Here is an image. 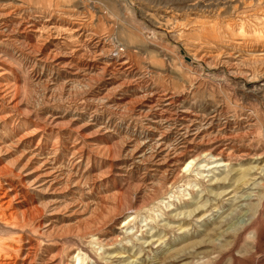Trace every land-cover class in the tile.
<instances>
[{
  "label": "rangeland",
  "instance_id": "1",
  "mask_svg": "<svg viewBox=\"0 0 264 264\" xmlns=\"http://www.w3.org/2000/svg\"><path fill=\"white\" fill-rule=\"evenodd\" d=\"M263 50L264 0H0V195L43 211L0 222V252L20 234L27 264H264Z\"/></svg>",
  "mask_w": 264,
  "mask_h": 264
},
{
  "label": "bare ground",
  "instance_id": "2",
  "mask_svg": "<svg viewBox=\"0 0 264 264\" xmlns=\"http://www.w3.org/2000/svg\"><path fill=\"white\" fill-rule=\"evenodd\" d=\"M247 3V2H246ZM13 10V9H12ZM12 10H10V11H8V13L10 12L11 13V11ZM7 13V12H6ZM6 13H4L5 15H6ZM2 14V13H1ZM4 15V16H5ZM10 15V14H9ZM3 16V17H4ZM8 16V15H7ZM2 17V16H1ZM6 17V16H5ZM73 24V23H72ZM84 24V23H83ZM83 26V25H82ZM81 27V26H80ZM247 28V27H246ZM249 28V27H248ZM178 29V28H177ZM189 30H190V28H189ZM213 31V30H212ZM250 31V30H249ZM242 36V35H241ZM244 37H246V36H244ZM39 47V46H38ZM43 47V46H42ZM120 53V52H119ZM263 55V56H262ZM49 58V57H48ZM251 60L254 62V63H258L260 60H264V50H263V52H260L259 54H258V56H254L253 58H251ZM45 61V60H44ZM117 62V61H116ZM123 64V63H122ZM89 66V65H88ZM115 66V65H114ZM113 66V67H114ZM92 67V66H91ZM125 67H127V66H125ZM124 67V68H125ZM130 68V67H129ZM105 69H106V67H105ZM104 69V70H105ZM116 69V68H115ZM107 70V69H106ZM124 70V69H123ZM4 72V71H3ZM2 72V73H3ZM254 73V72H253ZM5 74H6V72H5ZM128 74V73H127ZM2 75V74H1ZM7 77V76H6ZM2 78H4V77H2ZM7 79V78H6ZM88 80V79H87ZM7 81H9L8 79H7ZM136 82V81H135ZM1 83V82H0ZM3 83V82H2ZM5 83V82H4ZM3 83V84H4ZM14 83V82H13ZM119 84V83H118ZM13 85V84H12ZM141 85V84H140ZM3 86V85H2ZM7 87V86H6ZM16 87V86H15ZM197 87V86H196ZM194 88V87H193ZM14 89V88H13ZM17 90V89H16ZM16 93V92H15ZM144 93V92H143ZM156 93V92H155ZM10 94L12 95V89H11V87H7L6 89H4L3 88V90H0V102L1 103H4V102H6V101H8V102H6L7 104H9L10 105V107L11 106H13V104L15 103H13V98H11L12 96H10ZM151 94V93H150ZM157 95H159V94H157ZM160 95H161V93H160ZM139 96V95H138ZM141 96V95H140ZM151 96V95H150ZM136 96L134 95V98H135ZM17 98V97H16ZM15 98V99H16ZM133 98V97H132ZM133 98V99H134ZM138 98H140V97H138ZM147 100H149L150 101V99H152L151 97H145ZM156 98H158V97H156ZM166 98V99H165ZM164 98V100L166 101L165 103H166V106L169 108L170 106H172V105H174L175 103H176V99H175V96H174V94H173V96H172V94L170 95V96H167V97H165ZM14 99V100H15ZM142 99H144V98H142ZM159 99V98H158ZM135 100V99H134ZM21 101V100H20ZM136 101V100H135ZM141 101V100H140ZM159 101V100H158ZM163 101V100H162ZM179 101V100H178ZM147 102V101H146ZM6 103H4V104H6ZM16 103H17V101H16ZM129 103H130V101H129ZM155 103V102H154ZM163 103V102H162ZM165 103H163V107H164V104ZM21 104V103H20ZM159 104V103H158ZM181 104V103H180ZM2 105V104H1ZM0 105V106H1ZM8 105V106H9ZM15 105V104H14ZM17 105V104H16ZM128 105V104H127ZM139 105V104H138ZM148 105H149V103H148ZM177 105H179V104H177ZM3 106V105H2ZM7 106V105H6ZM126 106V105H125ZM129 106V105H128ZM144 106V105H143ZM151 106H153V105H151ZM18 107V106H17ZM179 107H180V105H179ZM125 108V107H124ZM135 108H136V106H135ZM149 108H150V106H149ZM162 108V107H161ZM178 108V107H177ZM177 108H174L175 109V111H177L178 109ZM10 109V108H9ZM13 109H15V108H13ZM163 109H167V108H163ZM188 109V108H187ZM12 110V109H11ZM150 109H148V111H149ZM160 110V109H159ZM164 110V111H165ZM169 110H170V108H169ZM181 110V109H180ZM154 111H156V110H154ZM164 111L163 110H161L160 111V117H164ZM173 112V113H176V112ZM138 112H141L140 110L138 111ZM150 112H152V111H150ZM166 112V111H165ZM172 112H170L169 114V116H171V114H172ZM9 113V112H8ZM8 113H7V115H8ZM141 113H143V112H141ZM194 113H197V112H194ZM144 114H145V110H144ZM157 114V113H156ZM147 115V114H146ZM153 115V114H152ZM168 115V114H167ZM4 116V115H3ZM196 116H198V115H196ZM204 116V115H203ZM7 117V116H6ZM5 117V118H6ZM172 117V116H171ZM214 117V116H213ZM176 118L178 119V121H180V125L181 126H183L184 125V123H186V122H189V126L187 125V126H185L184 125V127L183 128H181L180 126V128H179V131H178V133L179 132H181V134L182 135H185V134H188V131L190 130L189 128H191L192 126H195V124H194V121L195 120H193V119H191V118H193V116H192V114H191V112H189L188 110H184V109H182V111H179V112H177L176 113ZM201 118H202V116H201ZM205 118V117H204ZM160 119V118H159ZM168 119H170V118H168ZM174 120H175V116H174V118H173ZM208 119V118H207ZM214 119V118H213ZM213 119H212V121H213ZM154 120H158L157 118L156 119H154ZM163 120V119H162ZM202 120V119H201ZM165 121H167V116H166V120ZM164 121V122H165ZM170 121H172V120H170ZM197 121V120H196ZM198 121H199V119H198ZM211 121V122H212ZM162 122V121H161ZM207 122V121H206ZM210 122V123H211ZM153 123V122H152ZM163 123V122H162ZM161 123V124H162ZM176 123V122H175ZM161 124H159V125H161ZM202 124V123H201ZM204 124H205V122H204ZM212 124H213V122H212ZM149 126V125H148ZM152 126V125H151ZM150 126V127H151ZM172 126V125H171ZM197 127H199L198 125H196ZM153 127V126H152ZM163 127H165V126H163ZM187 127V129H185ZM196 127V128H197ZM209 127V126H208ZM211 127V126H210ZM169 128V127H168ZM172 128V127H171ZM175 128V127H174ZM178 128V127H177ZM159 129V128H158ZM167 129V128H166ZM186 130V131H183V130ZM193 129V128H192ZM200 129V127L199 128H197L196 129V133L193 131V133H195L194 134V136H196L198 133L199 134H201L203 131H202V129H201V131L199 130ZM151 130H153V129H151ZM38 131V130H37ZM158 131V130H157ZM182 131H183V133H182ZM32 132H34V131H32ZM163 132H165V131H163ZM163 132H162V135H163ZM169 132V131H168ZM171 132H172V130H171ZM192 132V131H191ZM28 133V132H27ZM30 133V132H29ZM28 133V134H29ZM35 133V132H34ZM190 133V132H189ZM158 134H159V132H158ZM160 134H161V132H160ZM159 134V135H160ZM165 134H167V133H165ZM181 134H179L180 136H181ZM162 135H161V138H159V139H157L158 140V142H156L155 143V140H153L154 141V143L155 144H152V145H154L153 146V148H152V150H151V152H149L150 154V157H152V158H156V157H158V155H159V152L161 151V147H162V145H163V140H164V138L165 137H162ZM176 135H178L177 133H176ZM27 136V135H26ZM199 136V135H198ZM159 137V136H158ZM179 137V136H178ZM178 137H176L175 139L177 140V138ZM203 137V136H202ZM153 138V137H152ZM204 138V137H203ZM215 138H217V137H215ZM156 139V138H155ZM184 139V138H183ZM195 139V138H194ZM206 139V138H205ZM219 139V138H218ZM187 140V139H186ZM186 140H185V142H186ZM192 140V139H191ZM201 140H202V138H201ZM198 141H200V140H198ZM203 141V140H202ZM177 142H179V141H176V143ZM181 142V141H180ZM165 143V142H164ZM182 143H183V141H182ZM187 143H189V142H187ZM206 143V142H205ZM146 144V143H145ZM172 144V143H171ZM140 145L141 146H137L136 148H135V151H136V153H139L140 151H141V147H142V143H140ZM150 145V144H149ZM170 145V144H169ZM179 145V144H178ZM183 145V144H182ZM182 145H180V146H182ZM184 145H186V144H184ZM200 145H202V144H200ZM165 146V145H164ZM167 146V145H166ZM97 147V146H96ZM95 147V148H96ZM121 147V146H120ZM148 147L149 146H147V150H148ZM168 147V146H167ZM179 147V146H178ZM217 147H218V145H217ZM220 147V146H219ZM101 148V147H100ZM115 147H113V149H114ZM173 148V147H172ZM177 148V147H176ZM181 148V147H180ZM183 148V147H182ZM181 148V149H182ZM79 149H82V148H79ZM106 149H107V147H106ZM149 149H150V147H149ZM174 149V148H173ZM181 149H179V150H181ZM190 149V148H189ZM192 149V148H191ZM197 149V148H196ZM195 149V150H196ZM212 149V148H211ZM225 149V148H224ZM91 150V149H90ZM92 150H94V149H92ZM118 150V149H117ZM146 150V152H148ZM164 150H165V148H164ZM186 150H188V149H186ZM186 150H184V152H186ZM193 150H194V148H193ZM194 150V151H195ZM213 150V149H212ZM216 150V149H215ZM81 151H83V149L81 150ZM87 151H89V150H87ZM100 151V150H99ZM174 152H170L169 150H168V152H167V154L166 153H164V154H166L167 155V160L168 161H179L182 157H183V154H182V152H180V151H178L177 149L176 150H173ZM190 151V150H189ZM189 151H187L188 153H189ZM192 151V150H191ZM199 151V150H198ZM220 151V150H219ZM92 152V151H91ZM94 152H96V151H94ZM105 152H106V150H105ZM170 152V153H169ZM186 152V153H187ZM196 152V151H195ZM207 152V151H206ZM212 152V151H211ZM223 152V151H222ZM80 153V152H79ZM104 153V152H103ZM194 153V152H193ZM199 153V152H198ZM215 153V152H214ZM95 154V153H94ZM108 154V153H107ZM111 154V153H110ZM115 154V153H114ZM216 154V153H215ZM217 154H218V152H217ZM226 154V153H225ZM101 155H102V153H101ZM186 155V154H185ZM202 155V154H201ZM208 155V154H207ZM103 156V155H102ZM101 156V157H102ZM108 156V155H107ZM113 156V155H112ZM143 156H145V153H143V155H142V157ZM161 156V155H160ZM187 156V155H186ZM206 156V155H205ZM80 157V156H79ZM81 157H82V155H81ZM196 157V156H195ZM208 157V156H207ZM209 157H211V158H213L214 157V155H212V154H210L209 153ZM224 157H225V155H224ZM108 158H109V156H108ZM160 159L162 158V157H159ZM166 158V157H165ZM193 158V157H192ZM199 158V156L197 155V157L196 158H193V159H191V160H189L187 163H186V165L184 166V167H186V168H188L190 165H191V163L193 162V161H195L196 159H198ZM112 159V158H111ZM142 159V158H141ZM182 159H184V158H182ZM149 160V159H148ZM156 160H158V159H156ZM199 160H200V158H199ZM154 162V161H153ZM165 162V161H164ZM167 162V161H166ZM222 162V161H221ZM158 163H159V161H158ZM161 163V162H160ZM162 163H163V161H162ZM161 163V164H162ZM178 163V162H177ZM168 164V163H167ZM176 164V163H175ZM169 165V164H168ZM172 165H174V164H171V166ZM222 165V164H221ZM224 165V164H223ZM168 170V169H167ZM182 171V170H181ZM192 171V170H191ZM9 172V171H8ZM168 177V176H167ZM163 179H166V177L165 178H163ZM95 180V179H94ZM2 183V182H1ZM158 183V182H157ZM3 184V183H2ZM11 186H12V184H10ZM94 185V184H93ZM1 188H3V192L1 193V195H0V222H2L3 224H5V225H9V226H11V228L12 229H23L25 226H28V225H30V224H35V223H37L36 221H37V219L39 218L38 216H40L41 215V213L43 212L42 211V209H38V208H32V207H29V208H27V209H24V210H22V211H18V210H16V209H11L10 207L12 206V203H13V200H15V199H17L18 197V195H19V193H18V191L17 190H14V188L11 190L9 187H6V186H2ZM11 191H14V194H12L11 193ZM1 192V191H0ZM112 194V193H111ZM111 196H113V195H111ZM106 197V196H105ZM111 198V197H110ZM113 199H112V201H110V206L112 207V211H115V209H117V208H120L121 206H122V203L120 202V201H118L116 198H114V197H112ZM122 198V197H121ZM108 200V199H107ZM123 201V200H122ZM109 203V202H108ZM14 204V203H13ZM125 205V204H124ZM15 206V205H14ZM109 206V207H110ZM110 207V208H111ZM16 208V207H15ZM109 210V209H108ZM107 210V211H108ZM115 213V212H114ZM108 214H111V213H108ZM104 216V215H103ZM108 216V215H107ZM40 219V218H39ZM104 220H105V218H103ZM98 222H101V221H98ZM96 222L94 221V224H95ZM93 224V223H92ZM97 225V224H96ZM98 225H99V223H98ZM8 226V227H9ZM31 226H33V225H31ZM36 226H37V228H39V226H42L41 225V222L39 221L38 222V224H36ZM5 227V226H4ZM43 227V226H42ZM6 228V227H5ZM26 228H28L29 229V227H26ZM90 228V227H89ZM11 229V230H12ZM7 230H9V229H7ZM6 230V231H7ZM10 230V232H12ZM15 230V231H16ZM89 230V229H88ZM14 231V230H13ZM14 231V232H15ZM20 232V231H19ZM1 233V232H0ZM4 233V232H3ZM8 233V232H7ZM13 233V232H12ZM21 233V232H20ZM94 235V234H93ZM22 235H18L17 237H15L16 239H17V243H18V245H19V247H16V248H13L12 246L13 245H8V247H6L5 249H4V251H2V252H0V264H17V262H16V260L18 259V258H22V264H27V260L29 259V255H28V252L22 257V254L20 253V251H21V248H22V246L19 244L20 242H21V240H22V237H21ZM96 236V235H95ZM26 239V238H25ZM29 239V238H28ZM23 240H24V238H23ZM5 241V240H4ZM25 241V240H24ZM6 242V241H5ZM7 243H9V242H7ZM11 243V242H10ZM28 243V242H27ZM30 243V242H29ZM12 244V243H11ZM32 244V243H31ZM7 245V244H6ZM23 245V244H22ZM26 246V245H25ZM32 248H34V247H32ZM23 249V248H22ZM29 250V249H28ZM12 251V252H11ZM76 258L78 259V260H80L81 259V257L79 256V254L76 256ZM76 259V260H77Z\"/></svg>",
  "mask_w": 264,
  "mask_h": 264
}]
</instances>
